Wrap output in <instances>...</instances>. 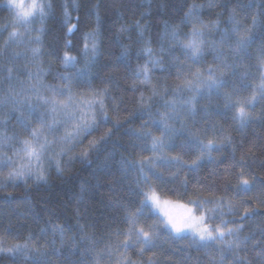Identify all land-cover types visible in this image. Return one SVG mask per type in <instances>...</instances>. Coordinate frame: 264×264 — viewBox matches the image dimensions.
<instances>
[{"label": "trees", "instance_id": "16d2710c", "mask_svg": "<svg viewBox=\"0 0 264 264\" xmlns=\"http://www.w3.org/2000/svg\"><path fill=\"white\" fill-rule=\"evenodd\" d=\"M5 1L0 0V26L11 17L7 6L4 5ZM66 3L68 5L67 16L64 14ZM193 3L205 6L200 13L201 19L207 22L219 18L222 29L230 27L227 23L229 9H236L237 19L241 21L242 27L251 26L252 17L259 12L258 23L253 30L254 42L249 49L252 55L245 57L242 66L237 70V76H226L228 83L222 89L223 93L231 92L235 88L237 89L236 96L241 98L250 96L253 89L260 84V74L264 71V67L257 60L255 51L261 43H264V0H214L211 7L208 5V0H77L78 8L75 9L72 7V0H52L53 8L49 18L45 21L46 31L43 33L40 45L43 50L40 60L44 67L50 68L48 75L44 78L45 82L58 84L60 81L56 78V73L75 70L62 66L60 58L65 51L77 57V68L84 67L86 58L82 50L85 34L96 27L97 11L101 18L100 53L92 71L97 73L98 69L102 70L92 80V85L94 87L103 86L108 82L109 77L114 82L110 86L113 100L108 101L110 122L86 137L83 145H78L74 151L79 153L89 140L99 137L108 129H112V135L108 143L102 145L103 150L100 153H93L89 157L92 161L91 165L76 160L65 167L62 173L57 174L53 163L48 168V182L45 184L34 185L32 181H29L27 191L23 183L15 186L9 183L5 187H0V246L7 248L17 243H24L31 234L33 237L31 243L39 247L46 241L52 240L51 228L59 224L65 228L66 242L62 256L50 257L52 264H72V262L91 264V255L94 253L81 258V251L88 246L87 241L84 244L79 243L81 235L88 234L98 241L94 245L95 251H101L107 244L115 245L117 240L124 239L123 235L117 237L114 233L117 230L121 232L126 230L125 211L126 209L134 211L139 206L142 199L141 192L147 190L148 186L143 182L138 186V169L127 168L125 170L121 161L133 162L142 156L151 155L150 151L142 149L140 141L131 133L144 125L151 128L153 135H160V129L151 126L150 118H159L157 110H165L163 102L171 97V89L179 84L180 80L177 78L175 68L154 71L153 82L167 84L169 93L163 98L153 99L151 117L148 112L140 115L137 103L140 92L142 91L147 97L151 95V89L148 86L138 85L137 91L132 92L129 88L133 79L130 72L113 62L120 54L123 45L129 47L132 70H135L137 65H143L147 59L143 54L140 57L136 55L137 51L144 46L138 34L139 30L135 27L137 20L141 25H148L144 39L150 38L154 49L159 47L160 33L163 31L165 22L171 26L180 25L181 39H184L185 34L191 29V24L181 25L180 21ZM241 5L244 7L242 8ZM145 12L148 14L141 17V13ZM221 12L223 15H218ZM70 25H76L71 33L68 32ZM122 27H127L129 31L121 33L119 30ZM10 28L0 34V46L3 45L11 31ZM35 35V33L31 34V36ZM219 38V32L211 33L206 37L209 40H219ZM228 43L234 44V39H230ZM34 46L36 45L29 44L28 40L23 44H10L4 56L0 57V66L4 68V72L0 75L6 76V69L10 66L23 69L26 64L34 71V63L27 59L30 56L29 49ZM168 46L165 42V47ZM13 52H25L27 55L19 60H11ZM224 52L231 63L233 57L227 45H225ZM173 55L179 57L180 61H185L180 49L176 48ZM163 59L167 66L171 57L165 55ZM215 63L213 53L208 51L200 63L192 64L190 61H185V67H190L194 71L197 68H207L209 64ZM106 64L108 67L103 68L102 66ZM244 72H247L243 80L246 87H241L239 76ZM16 75L20 79L26 78V73L23 71ZM10 84L15 88L20 87L17 80L9 82L5 79L0 82V95L7 92ZM74 90H86V86L78 85ZM182 95L187 97L191 93L185 91ZM236 96L233 97L234 100ZM113 103L116 105L115 110ZM224 103L223 94L201 98L197 103L196 123L193 124L191 117L183 116L188 128L183 135L175 137L178 145L189 131L195 132L197 129L200 130L199 135L205 141L220 140L223 136L231 135V144H227L219 151H213L212 156L218 159L214 162L204 161L197 172H191L187 167L179 169L175 166L161 167L158 171L163 179L156 180L152 177L148 183L155 187L162 201L186 205L190 198H195L197 193L202 197L223 196L230 199L234 194L233 186L240 184L243 179H248L252 183L251 190L241 192L236 196L235 202L238 205L236 212L226 216L225 219L244 225L241 236L254 233L252 240L248 243L247 251H242L240 255L246 256L251 264H260L252 248V242L260 241V246L264 247V235L259 231L264 227V116H262L264 100H259L254 107L248 109L254 119L243 129L237 128L233 122L234 109L225 111ZM206 108L208 114H205ZM39 111H44V108ZM7 112V107H0V119H3ZM19 115L20 113L17 112L8 118L6 126L0 127V132H6L18 138L25 137L27 133L16 122V117ZM116 121H120L119 127H113ZM37 123L35 118H32L29 128L35 127ZM173 123L177 129H180L179 120ZM58 133L61 134L62 131ZM233 146L236 148L234 154ZM2 151L11 155V149ZM109 152L113 153L110 168L104 171L98 170L97 166ZM165 153L170 156L179 154L183 160L189 162L198 155L195 151L181 152L178 147L165 149ZM6 173L7 169L0 170V177ZM185 179L188 181L186 188L182 183ZM225 181H227V188ZM240 200H246L248 203L239 204ZM245 207L255 208L256 214L242 220L240 216ZM197 214L199 215V212ZM154 222H157L156 215L141 217V223L144 225ZM211 223L218 224L219 220ZM80 225L84 226V233H81ZM44 228L48 231L41 236V229ZM73 236L78 244L74 253L71 251L72 244L69 239ZM56 243L57 246L60 245L58 236ZM189 243V239L173 241L161 232L160 238L156 241V247L145 251L142 256L137 254L139 245L128 249L126 254L136 264H147L149 257L153 256L160 260V264H209V257L205 250L189 247ZM213 254H215L214 251ZM28 255L25 253L12 256L0 253V264H32L31 259L26 258ZM230 260L231 255L226 258L225 264H229ZM101 264H117L116 255L111 258L105 255Z\"/></svg>", "mask_w": 264, "mask_h": 264}, {"label": "snow or ice", "instance_id": "6c2138e0", "mask_svg": "<svg viewBox=\"0 0 264 264\" xmlns=\"http://www.w3.org/2000/svg\"><path fill=\"white\" fill-rule=\"evenodd\" d=\"M213 4L214 0H208L209 7ZM6 6L11 13V20L0 26V34L7 31L10 26L11 31L3 45L0 46V57L4 56L10 44H23L26 36L28 43L36 46L29 49L30 56L27 57L34 63V71L26 64L23 69L10 66L6 69V76L0 75V82L5 79L11 82L15 79L20 84L19 88L12 87L10 84L7 92L0 95V107L8 108L5 117L0 119V127L6 126L8 118L18 112L20 115L16 117V122L27 133L25 137L18 138L15 135L0 132V170L7 169L6 175L0 177V187H5L9 183L14 186L23 183L27 191L29 181H32L34 185L48 182V168L53 163L57 174H60L65 167L76 160L91 165L92 161L89 157L93 153L98 154L103 150L102 145L107 144L110 140L112 129L89 140L79 153L74 151L78 145H83L86 137L110 122L108 101L113 100L110 86L114 82L109 77L108 82L103 86L94 87L92 85V80L102 70L98 69L97 73L92 71L100 53L101 18L98 11L96 12V27L85 34L82 50L86 58L84 67L77 68V57L65 51L60 58L62 66L75 70L56 73V78L60 83L51 84L46 83L44 79L50 68L44 67L40 60L43 54L40 45L43 33L46 31L45 21L49 18L53 8L52 0H6ZM72 7L78 8L77 0H72ZM204 7L203 4L193 3L184 13L180 24H191V29L185 34L184 39H181L180 25L171 26L165 22L163 31L160 33L158 49L152 47L150 38L144 39L148 25H141L137 20L135 27L139 30L138 34L144 46L137 51L136 55L140 57L143 54L147 59L143 65H137L135 70H132L130 50L127 45L121 46L120 54L115 57L113 63L124 67L133 78L129 86L132 92L137 91L138 85L148 86L151 89V95L147 97L142 91L140 92L137 100L140 115L148 112L151 117L150 110L153 106V99L155 97L163 98L169 93L167 84L153 82L154 71L175 68L180 83L171 89V97L164 100L165 110H157L159 118H150L151 126L159 128L160 135H153L151 128L144 125L131 133L140 141L142 149L150 151L151 155L142 156L133 162L122 160L121 164L125 170L137 168V185L139 186L143 182L148 187L147 190L141 192L142 199L139 206L134 211L126 209L124 217L127 222L126 230L123 232L117 230L114 233L117 237L123 235L122 241L117 240L115 245L109 243L103 250L95 251L94 245L98 241L88 234L81 235L79 243L88 242V246L81 251V258L94 253L91 255V264H101L105 255L109 258L116 255L117 264H136L126 254L127 250L139 245L137 254L142 256L145 251L156 247V241L160 238L161 232L173 241L189 239V247L204 249L209 257V264H225L229 255H231L229 264H251V261L246 256H241L240 253L247 251L248 243L252 240L254 233L241 236L244 225L235 224V222L225 219L226 216L236 212L238 207L235 202L236 196L241 192L251 190L252 183L248 179H243L240 184L233 186L234 194L230 199L223 196L202 197L197 193L195 198H190L186 205H174L170 201H162L155 187L148 183L152 177H155L156 180L163 179L158 171L161 167L175 166L178 169L187 167L189 171L197 172L204 161L214 162L218 159L212 156L213 151H219L227 144L232 143L231 135L223 136L220 140L208 139L205 141L200 137V130L197 129L195 132L189 131L188 135L178 145L176 144L175 137L183 135V132L188 128L183 116L191 117L193 124L196 123L197 103L201 98H211L213 95L223 94L225 100L223 109L225 111L234 109L232 119L236 127L240 129L247 127L254 119L248 109L254 107L259 100H264V71H261L260 74V84L253 89L250 96L243 98L236 96L237 89L235 88L231 92L222 93V89L228 83L226 76H237V70L242 66L245 57L252 55L249 49L254 42L253 30L258 23L259 12L252 17L251 26L242 27L241 21L237 19L236 9H229L227 23L230 27L222 29L219 18L207 22L201 19L200 13ZM241 7L243 8L244 5ZM247 7H251V5H247ZM64 14L68 15L67 3L64 6ZM147 14L146 12L141 13V17ZM218 15H223V12ZM37 18L40 21L39 27L33 28L32 24ZM75 28L76 25H70L68 32H73ZM119 31L123 33L129 29L122 27ZM32 32H35L36 35L31 36ZM214 32L220 33L219 40L206 39L209 34ZM230 39H234V44L228 43ZM165 42L169 45L167 48ZM117 43H119L118 40ZM225 45L232 54L231 63L225 55ZM176 48L183 53L185 61H190L192 64L200 63L208 51L213 53L216 63L209 64L207 68H197L193 71L190 67H185V61H180L179 57L173 55ZM255 51L257 60L264 67V43H261ZM26 55L25 52H13L11 60H19ZM165 55L171 57L167 66L163 59ZM102 67L107 68L108 65ZM20 71L26 73L25 79H20L16 75ZM3 72L4 68L0 66V73ZM246 76L247 72L241 73L239 76L241 87H246L243 83ZM78 85L86 86V90L75 91L74 89ZM185 91L191 95L183 96L182 93ZM234 96H236L235 100ZM115 107L116 105L113 103L114 110ZM41 108H44V111H39ZM205 114H208L207 108ZM32 118H35L38 123L35 127L29 128ZM177 120L180 121V129H177L173 123ZM119 126L120 121H116L113 125V127ZM60 128H63L64 131L58 135ZM213 130H215V126H213ZM175 147L184 153L195 151L198 155L189 162L183 160L179 154L170 156L165 153V149ZM3 149H11V155L2 151ZM232 151L234 154L235 146ZM112 158L113 153L109 152L99 163L97 169L108 170ZM45 161H47V165ZM182 183L186 188L187 179ZM225 187L227 188V181H225ZM247 203L246 200L239 201V204ZM174 207H179L183 211L179 214L173 213L169 209ZM255 214V208L245 207L240 219H247ZM146 215H156L157 222L148 225L142 224L141 217ZM216 220H219V223L213 225L211 222ZM229 224L233 226H228ZM79 228L81 233H84V226L80 225ZM47 231V228L41 229V236H44ZM51 231L53 238L51 241H46L44 245L37 247L31 243L33 237L30 234L24 243H17L7 248L0 246V253L12 256L28 253L26 258L31 259L32 264H52L51 256L60 257L63 255L66 235L64 226L59 224L53 225ZM259 231L264 235V227ZM57 236L60 240L59 246L56 243ZM69 239L72 244L71 251L74 253L78 244L74 236ZM260 245V241L252 242L256 258L260 264H264V247ZM72 264H79V262H72ZM147 264H160V260L154 256L149 257Z\"/></svg>", "mask_w": 264, "mask_h": 264}, {"label": "rangeland", "instance_id": "374dc122", "mask_svg": "<svg viewBox=\"0 0 264 264\" xmlns=\"http://www.w3.org/2000/svg\"><path fill=\"white\" fill-rule=\"evenodd\" d=\"M4 5H6V1L4 2ZM11 16V15H10ZM10 20H11V17H9L8 18V20H6V23H8V22H10ZM39 24H40V21H39V18H37L34 22H33V24H32V27L33 28H36V27H39ZM11 27V26H10ZM11 29V28H10ZM20 31H23V29H20ZM35 32H32L31 34H34ZM30 34V35H31ZM36 34V33H35ZM26 40H28V37L26 36V37H24V41H26ZM58 131H62V133H63V131H64V129L63 128H60ZM61 133V134H62ZM58 135H59V133H57ZM45 163H46V161H45ZM46 165H47V163H46ZM172 204H174V205H179L180 203H173V202H171ZM170 211H172L173 213H176V214H179V213H181L182 211H183V209H181V208H179V207H174V208H170L169 209ZM198 215V214H197Z\"/></svg>", "mask_w": 264, "mask_h": 264}, {"label": "bare ground", "instance_id": "6f19581e", "mask_svg": "<svg viewBox=\"0 0 264 264\" xmlns=\"http://www.w3.org/2000/svg\"><path fill=\"white\" fill-rule=\"evenodd\" d=\"M115 36V35H114ZM114 39V38H113Z\"/></svg>", "mask_w": 264, "mask_h": 264}]
</instances>
